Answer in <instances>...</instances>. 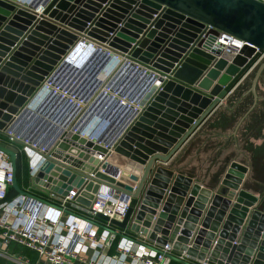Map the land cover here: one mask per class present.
<instances>
[{
    "label": "water",
    "instance_id": "water-1",
    "mask_svg": "<svg viewBox=\"0 0 264 264\" xmlns=\"http://www.w3.org/2000/svg\"><path fill=\"white\" fill-rule=\"evenodd\" d=\"M80 37L146 64L159 88L100 142L67 127L35 149L30 186L58 199L76 187L86 210L108 185L131 195L113 224L205 264H264V0H0V135ZM0 148L19 190L18 145Z\"/></svg>",
    "mask_w": 264,
    "mask_h": 264
},
{
    "label": "built area",
    "instance_id": "built-area-1",
    "mask_svg": "<svg viewBox=\"0 0 264 264\" xmlns=\"http://www.w3.org/2000/svg\"><path fill=\"white\" fill-rule=\"evenodd\" d=\"M223 36L226 37L225 41L228 43L227 50L236 51V47L242 43L241 40L234 39L231 35L224 34ZM76 45L97 49L101 52L103 65L115 64L120 67L122 74L126 72L123 74L125 81L132 83L133 80L140 77L144 78L142 81L140 80L144 84L143 88L139 89V82H137L133 90L129 92L123 90L122 86H118L117 80L108 84L111 73L105 74L99 84L93 88L87 86L82 89L81 86L78 87L77 80H71L72 85L76 86L75 90H73L75 86L68 87L66 82L63 85V87L67 86L65 90L57 91V86L50 88L51 101L56 99L57 102L59 96L63 98L64 94L69 92L67 103L70 106L63 116L72 112L78 105L88 104L97 96L103 97V100L106 101L104 114L109 112L107 123L101 124L103 118H97L93 114L94 117H87L86 120L81 121L80 125H77L76 120L79 115L74 111L72 115H69L73 117L65 127H71L73 130L79 128L80 134L87 133L89 139L96 138V141L100 142L99 137L107 134L114 125L122 123L124 120H127L125 127L128 125L129 121L148 101L151 93L159 88V81L155 78L153 71H147V67H141L139 64L131 62L124 53L111 49L103 42L80 37L74 44V46ZM137 71L140 72V75L136 73ZM104 72L102 69L98 71L100 76L104 75ZM47 79L48 77L35 93H38L43 87L44 90L49 88ZM150 82H154L152 87L149 86ZM137 89L139 91H136ZM32 113L34 112L30 110L29 113L24 114V117L18 120L17 125L10 124L5 130L8 136L4 139L9 143L13 142V144L16 140L20 141L18 153L23 151L28 157V172L31 173L36 167L35 149L49 148L57 138L54 136L50 138L56 123L50 118H46L41 126L42 130H40L35 127L34 115L37 118V114ZM131 115L133 118L131 117L132 119L129 120ZM104 145L107 146V143ZM107 153H97L99 165L106 160ZM12 180L11 156L0 148V257L10 264H40L39 260H45L52 264H169L168 261L172 256L178 259L185 256L183 251L174 253L175 250L169 242L148 246L146 243H142L143 241L134 240L128 236V231L131 230L125 227L121 228L110 221L111 218L118 220L123 218L129 206L130 194L123 192L116 194V189L103 185L94 194L91 206L83 210L82 213L65 212V208L71 205V201L77 193L76 187L69 189L59 199L58 204H52L25 192H19L7 198V189ZM97 212L107 215L108 219L97 216ZM115 237L119 238L114 245L113 252L109 253L107 250L111 247ZM135 243L137 246H134ZM15 246H24L32 250L36 254L37 260H31L27 255L15 250Z\"/></svg>",
    "mask_w": 264,
    "mask_h": 264
},
{
    "label": "clouds",
    "instance_id": "clouds-1",
    "mask_svg": "<svg viewBox=\"0 0 264 264\" xmlns=\"http://www.w3.org/2000/svg\"><path fill=\"white\" fill-rule=\"evenodd\" d=\"M100 54L101 52H99L97 49H93L89 47H82V48L77 49L76 50L77 56L76 58H72V63L77 64L78 67L76 68V70L80 67L81 71L77 73V76L76 74H74V78L72 79V81L77 80L79 84L78 87L81 86L82 89L87 86L88 88L90 87L93 88L99 84V82L102 80V77H104L105 74L111 73L108 84L110 82H113L114 80H117L118 86H122L123 90L128 91V92L132 91L135 86L131 82L129 83V81H125V76H123L122 73L120 72V67H118V65H115V64H110L109 66L103 65V58L100 56ZM75 61L77 62L75 63ZM101 69L102 71H105L103 73L104 75L102 76H100V73H98V71ZM61 74L63 76L62 72ZM78 76L79 78L80 76H83V77L81 79H77ZM128 86L131 87V89L127 88ZM136 91H139V89H137ZM105 102L106 101L103 100V97L97 96L93 101H91L88 104L78 105L75 109V112L77 113V115H79L78 119L76 120V124L80 125L81 121H83L84 119L86 120V118L90 116L92 117L95 116L97 118L101 117L103 118V120H101V124L107 123L108 121L107 115L109 112H107V114H104L106 111L105 104H104ZM67 109L63 111L61 110L56 113L49 112L48 110L47 113L45 114H56V115L55 116L50 115L51 117L42 116V121L36 122L35 127H39L37 125L41 126L44 123V120L46 118H50L52 121L56 123V126L53 128L50 138L53 136L57 137L61 133V131L65 129L66 125L69 123V120L73 117V116L70 117L69 115H72V113L74 112L72 113L70 112L71 114L69 113L63 116L64 112ZM24 110H27V113H29V111L31 110V107H28L27 105ZM37 115H40V114H37ZM23 117H24V114H18L16 118L14 119V121L11 123L12 126L17 125L18 120H20ZM40 122H43V123H40Z\"/></svg>",
    "mask_w": 264,
    "mask_h": 264
},
{
    "label": "crops",
    "instance_id": "crops-1",
    "mask_svg": "<svg viewBox=\"0 0 264 264\" xmlns=\"http://www.w3.org/2000/svg\"><path fill=\"white\" fill-rule=\"evenodd\" d=\"M27 1H29V0H27ZM41 9V6L39 7V6H37L36 7V10H37V12H39L40 11V9ZM100 43H102V42H100ZM104 44V43H103ZM84 46V45H83ZM109 47V46H108ZM112 49V48H111ZM114 50V49H113ZM116 51V50H115ZM125 55H126V53H124ZM126 57L128 58V59H130V61L131 62H133V63H137V64H139L141 67H148L146 64H142L139 60H136L135 58H133V57H131L130 55H126ZM65 64V63H64ZM67 64V63H66ZM63 65V64H62ZM210 65H208V67H209ZM63 67H66V65L64 66L63 65ZM218 68V67H217ZM216 68V69H217ZM64 69V68H63ZM150 69V68H149ZM123 70V69H122ZM124 71V70H123ZM56 73V72H55ZM65 73L66 72H64L63 73V75H65ZM126 72H124L123 74H125ZM136 73H139V75H140V72H136ZM122 74V75H123ZM58 75V74H57ZM57 75H55L53 78L54 79H50L51 80V82H50V86H49V88H47V89H45V91L46 92H48V93H50L49 91H50V88L51 87H54L55 85V82L56 81H58V79L56 80V78H57ZM138 75V78L140 77ZM61 76H62V74H61ZM201 76H202V74L200 75V77L199 78H201ZM203 78H205V75H204V77ZM144 78L143 77H140L139 79H136V80H133L132 81V84L134 85V86H136V83L137 82H139V84H138V86H139V89L140 88H143V86H144V84L141 82L142 80H143ZM207 79V81H206V83H205V85H211V84H213L214 82H215V78H213V76L212 77H207L206 78ZM56 80V81H55ZM141 80V81H140ZM131 81H129V83H130ZM154 82H150V85L149 86H151L152 87V84H153ZM58 84V83H57ZM148 84V83H147ZM63 86V85H62ZM154 86V85H153ZM49 89V90H48ZM72 90V89H71ZM57 91H62V88H58L57 89ZM231 91V90H230ZM229 91V92H230ZM205 92V91H204ZM228 92V93H229ZM227 93V94H228ZM69 94V92H66L65 93V95H68ZM49 95V94H48ZM227 96V95H226ZM64 98H65V96H64ZM222 100H223V98H222ZM221 100V101H222ZM40 101V100H39ZM59 101V100H58ZM220 104V102H218L211 110H210V112H208V114H206L205 116H204V118L196 125V127L193 129V131L189 134V136L186 138V140H184L183 141V143L176 149V151L167 159V160H165V161H163V160H161V159H159V158H156L155 160H154V164H161V165H166L168 162H169V160L176 154V152L183 146V144L191 137V135L198 129V127L205 121V119L213 112V110L218 106ZM133 118V116L131 115L130 117H129V120H130V118ZM131 118V119H132ZM64 119V118H63ZM127 119V118H126ZM82 128V127H81ZM0 139H6V137H4V136H2V135H0ZM11 143H13V142H11ZM14 144H16V145H18V146H20L21 144H19V143H17V142H14ZM18 156V157H17ZM17 158H18V160H19V165L21 166L22 165V168H23V171H22V173H21V176H20V183H21V185H20V187L18 186V188H19V190L18 191H16L15 192V190L13 189V191L11 192L12 194H11V196L10 197H12V196H14V195H16L17 193H19V192H25V193H28V194H30V195H33V196H36V197H38V198H40V199H42V200H44V201H46V202H49V203H52V204H58L59 203V199L58 198H56L55 196H52V195H49V194H46V193H44L43 191H41V190H39V189H35V188H32L31 186H30V184H29V175H28V164H29V159H28V157L23 153V151H20L18 154H17ZM116 159V158H115ZM115 159H113V160H115ZM116 161V160H115ZM25 166V167H24ZM24 169H25V171H26V173H25V171H24ZM174 171H176V170H174ZM17 177V176H16ZM17 179V178H16ZM17 181V180H16ZM12 185V184H11ZM16 185H17V182H16ZM66 211L65 212H77V213H82V209H79V208H76V207H73L72 205H68L66 208ZM158 210H159V207H158ZM196 226H199V224H196ZM128 236L130 237V238H132V239H134V240H137V241H143L142 243H146V245H148V246H153V245H155V244H153V243H151V242H149L147 239H145V238H141V237H139V235H138V233H135V232H132V231H128ZM119 237H115L114 239H118ZM113 239V240H114ZM134 246H137V244L135 243L134 244ZM15 250H16V247H15ZM113 250H114V246H113V244L111 243V247L107 250V252H109V253H112L113 252ZM18 251V250H17ZM90 253V252H89ZM174 253H178V251L177 250H175L174 251ZM184 257L183 258H181V259H178V258H175V257H171V259L168 261L169 262V264H205V263H203V262H201V261H199L198 259H195V258H193V257H190L189 255H187V254H185L184 253ZM31 260H34V261H36L37 260V257H36V254H35V256L33 255H27ZM6 260H2V259H0V264H10L9 262H5ZM40 264H52L51 262H48V261H45V260H39L38 261Z\"/></svg>",
    "mask_w": 264,
    "mask_h": 264
},
{
    "label": "bare ground",
    "instance_id": "bare-ground-1",
    "mask_svg": "<svg viewBox=\"0 0 264 264\" xmlns=\"http://www.w3.org/2000/svg\"><path fill=\"white\" fill-rule=\"evenodd\" d=\"M83 47V45H79L78 47H76V48H74L71 52H69V54H67L61 61H60V63L55 67V69H54V71L51 73V75L49 76V78L50 79H52L55 75H57V73H59L58 75H57V78L56 79H58V81L59 80H61V82L60 83H58V84H60L59 86H57V89L58 88H62V86L61 85H64V82H68V81H70L72 78H71V76L73 75V73H74V71L76 70V68L78 67V65H76V64H74V63H72L71 61H72V58H76V50L77 49H79V48H82ZM65 63V64H64ZM67 63V64H66ZM65 66L66 65V67H63V65ZM64 68V69H63ZM217 68V67H216ZM63 71V73L64 72H66L65 73V75H63L62 76V78L61 79H59L60 77H61V72ZM56 72V73H55ZM83 76H80V78L79 79H81ZM63 78H66L65 80H64V82H63ZM47 82H49V84H50V82H51V80H49V79H47ZM48 84V86H50ZM44 89V88H43ZM49 90V89H48ZM37 93H35V95H36ZM48 92H46L45 90L44 91H42L41 93H40V97H42V98H45V97H47L48 96ZM35 95H33V96H35ZM32 96V97H33ZM64 96H65V98H67V96L68 95H65L64 94ZM31 97V98H32ZM31 98L29 99V101L31 100ZM42 98H40V99H42ZM29 101H28V103H29ZM61 101L62 100H60V101H58L56 104H53V105H50V106H48L49 104L46 102L45 104H44V109H46V110H49V112H59V111H63V110H65V109H67V108H69V106H70V104L69 103H65V102H62L61 103ZM37 103H39V101L38 100H36V102L33 104V106H31V111L32 112H34L35 114H40V112L37 110V107H36V105H37ZM64 107H65V109H64ZM67 107V108H66ZM75 110H73L72 112H74ZM43 112V114H45V111L43 110L42 111ZM71 112V113H72ZM45 116V115H44ZM45 117H48V115L47 116H45ZM32 118L33 117H31L30 119L32 120ZM46 120V119H45ZM40 123H43V122H40ZM37 126H39L38 128H40V130H42V128L43 127H41V126H43V124L40 126V125H37Z\"/></svg>",
    "mask_w": 264,
    "mask_h": 264
},
{
    "label": "rangeland",
    "instance_id": "rangeland-1",
    "mask_svg": "<svg viewBox=\"0 0 264 264\" xmlns=\"http://www.w3.org/2000/svg\"><path fill=\"white\" fill-rule=\"evenodd\" d=\"M79 45H77V46H74L71 50H70V52L74 49V48H76V47H78ZM69 54V53H68ZM72 62V61H71ZM77 61H75V63H76ZM77 65V64H76ZM81 71V69H80V67L73 73V75L71 76V78L73 79L74 78V74H76V76H77V73L78 72H80ZM62 73H63V71H62ZM57 74H59V73H57ZM76 76H75V78H76ZM62 77H60L59 79H61ZM48 79L50 80V78L48 77ZM52 79H54V78H52ZM66 78H63V82H64V80H65ZM71 79V80H72ZM77 79H79V76L77 77ZM57 80V79H56ZM55 80V81H56ZM71 80L70 81H68L67 83H66V85L68 86V87H70V86H75V85H72V82H71ZM61 82V80H59V81H56L55 82V86H59L60 84H57V83H60ZM62 86V90H65L66 88L65 87H67V86ZM54 86V87H55ZM44 88V87H43ZM40 89L39 90V92L37 93V95L34 97H32L31 98V100L29 101V103H28V107H31V106H33V104L36 102V100H40L39 101V103H37V105H36V107H37V110L40 112V115H37V118L35 117L36 115H34V118H35V122H38V121H42V116H47L48 115V117H51V116H55L56 114H43V112H42V110L44 109V104L47 102L49 105L48 106H50V105H53V104H56L57 102H58V100L60 99V100H62L61 101V103L62 102H68V97L67 98H62V97H60L59 96V98L57 99V102H56V99H54V101H51L50 100V98L51 97H49L50 96V94H51V89H50V94L47 96V97H45V98H42V97H40V93L42 92V91H44V89ZM75 88H76V86L73 88V90H75ZM127 88H130L131 89V87H127ZM74 93V92H73ZM72 93V94H73ZM40 98H42V99H40ZM59 100V101H60ZM75 104V103H74ZM67 108V107H66ZM64 109H65V107H64ZM73 110H75V109H73ZM44 111H45V113H47V111L48 110H46V109H44ZM21 114H27V110H23L22 112H21ZM32 114H35V113H32ZM51 115V116H50ZM33 117V116H32ZM50 125V124H49ZM22 171H23V168L22 167H20V175L19 176H21V173H22ZM16 247V250H18V251H20L21 253H23V254H25V255H34L35 256V253L32 251V250H30V249H28V248H26V247H24V246H15ZM0 259H2L3 261H4V259L3 258H1L0 257ZM5 262H7V261H5Z\"/></svg>",
    "mask_w": 264,
    "mask_h": 264
},
{
    "label": "trees",
    "instance_id": "trees-1",
    "mask_svg": "<svg viewBox=\"0 0 264 264\" xmlns=\"http://www.w3.org/2000/svg\"><path fill=\"white\" fill-rule=\"evenodd\" d=\"M18 157V156H17ZM16 157V182H17V187L19 186L20 187V185H21V183H20V167H22V165L20 166L19 165V160H18V158ZM25 167V166H24ZM24 171H25V169H24ZM25 173H26V171H25ZM28 175H29V173H28ZM13 189L15 190V192L16 191H18L17 190V188L15 187V186H13V185H10L9 187H8V189H7V195H6V197L7 198H10V196H11V192L13 191ZM116 241H117V239H114L113 241H112V244H113V246L115 245V243H116Z\"/></svg>",
    "mask_w": 264,
    "mask_h": 264
}]
</instances>
